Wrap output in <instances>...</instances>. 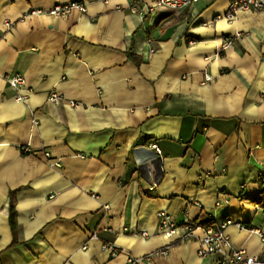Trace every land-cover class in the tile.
Wrapping results in <instances>:
<instances>
[{"label": "crops", "instance_id": "obj_1", "mask_svg": "<svg viewBox=\"0 0 264 264\" xmlns=\"http://www.w3.org/2000/svg\"><path fill=\"white\" fill-rule=\"evenodd\" d=\"M232 1L140 17L132 0H0V264H126L159 248L139 264L216 263L197 256L202 229L166 236L159 212L231 220L233 247L264 260L248 199L264 190V12L227 20ZM71 2L84 12L46 14Z\"/></svg>", "mask_w": 264, "mask_h": 264}, {"label": "built area", "instance_id": "obj_2", "mask_svg": "<svg viewBox=\"0 0 264 264\" xmlns=\"http://www.w3.org/2000/svg\"><path fill=\"white\" fill-rule=\"evenodd\" d=\"M198 0H151V4H146L140 0H132L130 5V12L139 15L140 17L144 16H153L156 13V10L161 7H166L174 11H182L184 9L190 8L196 4ZM247 9H256L262 10L264 12V2L263 0H233L228 8L227 14H225V19H231L238 11L247 10ZM72 10H78L84 12L85 8L83 5L71 2L65 5H55L51 10L46 12L49 16H66ZM41 13V11H33L32 14ZM7 26L9 24H6ZM232 37H225L221 48H225L232 42ZM211 79L209 76H206V80ZM7 83L15 91H20L23 89L24 82L21 76L15 75L7 79ZM27 98V91L25 94H18L15 96L17 101H24ZM48 101L51 103H58L60 101L59 96L56 93H52ZM74 106V103H70ZM33 124L36 125L37 122L33 120ZM151 149L155 152L157 156L160 155V151L157 149L156 145L151 146ZM22 151H26V148H22ZM46 159L49 160V154L44 152ZM57 166V164H54ZM53 166V164H52ZM158 218V227L162 234L166 236H172L181 231L180 241H188L192 236L195 230L202 229V237L199 241L197 256L199 258H205L207 256L215 255L217 260L215 264H264L263 259H259L254 256L247 255L244 250L236 249L231 244L228 236L225 234V228L230 226L233 222L231 220L225 221L223 224L217 228L213 227H200L192 224L191 222H185L181 225H175L171 216L166 212H159L157 214ZM264 241V238H262ZM103 249L108 250L111 253L112 257L117 255L116 250L110 244H103ZM167 248H159L154 250L145 258H128L126 264H139L142 260H150L154 257L167 256Z\"/></svg>", "mask_w": 264, "mask_h": 264}, {"label": "trees", "instance_id": "obj_3", "mask_svg": "<svg viewBox=\"0 0 264 264\" xmlns=\"http://www.w3.org/2000/svg\"><path fill=\"white\" fill-rule=\"evenodd\" d=\"M127 56L136 66H138L141 63V60L137 56L130 54V53H127ZM261 181H264V175L261 176ZM248 199L250 200L251 203L257 205L259 209L262 211V213L264 214V190H262L258 195L252 196L251 198H248ZM9 224H10L11 231H14L15 230V213L13 210L12 203L10 204ZM200 225L202 226L203 224L199 223L198 226Z\"/></svg>", "mask_w": 264, "mask_h": 264}, {"label": "water", "instance_id": "obj_4", "mask_svg": "<svg viewBox=\"0 0 264 264\" xmlns=\"http://www.w3.org/2000/svg\"><path fill=\"white\" fill-rule=\"evenodd\" d=\"M156 159V158H155ZM158 160V158L156 159V161ZM153 161V160H152Z\"/></svg>", "mask_w": 264, "mask_h": 264}]
</instances>
